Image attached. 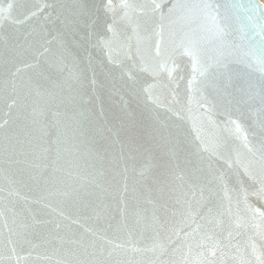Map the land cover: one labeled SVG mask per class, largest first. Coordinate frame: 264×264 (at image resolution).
<instances>
[{
  "label": "water",
  "instance_id": "95a60500",
  "mask_svg": "<svg viewBox=\"0 0 264 264\" xmlns=\"http://www.w3.org/2000/svg\"><path fill=\"white\" fill-rule=\"evenodd\" d=\"M0 264H264V3L0 0Z\"/></svg>",
  "mask_w": 264,
  "mask_h": 264
},
{
  "label": "rangeland",
  "instance_id": "374dc122",
  "mask_svg": "<svg viewBox=\"0 0 264 264\" xmlns=\"http://www.w3.org/2000/svg\"><path fill=\"white\" fill-rule=\"evenodd\" d=\"M264 3V0H261Z\"/></svg>",
  "mask_w": 264,
  "mask_h": 264
}]
</instances>
